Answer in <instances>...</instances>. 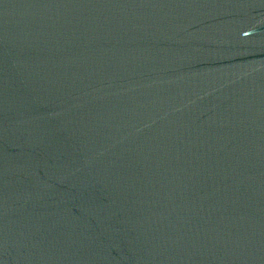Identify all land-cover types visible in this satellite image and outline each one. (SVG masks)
Returning a JSON list of instances; mask_svg holds the SVG:
<instances>
[{
    "label": "water",
    "instance_id": "1",
    "mask_svg": "<svg viewBox=\"0 0 264 264\" xmlns=\"http://www.w3.org/2000/svg\"><path fill=\"white\" fill-rule=\"evenodd\" d=\"M0 264H264V0H0Z\"/></svg>",
    "mask_w": 264,
    "mask_h": 264
}]
</instances>
